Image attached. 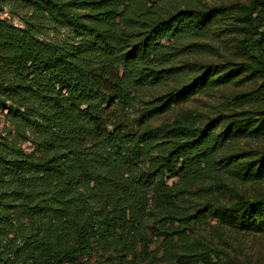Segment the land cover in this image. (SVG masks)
I'll return each instance as SVG.
<instances>
[{
	"label": "trees",
	"instance_id": "16d2710c",
	"mask_svg": "<svg viewBox=\"0 0 264 264\" xmlns=\"http://www.w3.org/2000/svg\"><path fill=\"white\" fill-rule=\"evenodd\" d=\"M59 1L31 0L56 17L63 15ZM130 1L105 0L110 8L105 23L114 25L115 10ZM225 9L213 7L199 16L180 11L150 27L123 56L116 54L115 45L102 31L89 29L82 43L67 50L0 20V68L8 63L14 71L12 76L0 75V107L6 106L18 117V130L21 125L32 130L36 143L28 154L18 150L10 159L0 156V264H58L89 251L93 242L103 251L128 253L145 244L141 230L146 193L157 172L139 167L143 152L136 135L129 133L128 109L145 88L175 70L156 67L172 61L180 51L179 41L202 31L201 21ZM263 11L264 0H253L246 14L254 33L240 44L255 59L254 69L264 71ZM198 88L193 83L149 102L159 105L143 111L141 123ZM259 120L253 128L258 121L241 116L229 122L218 138L223 142L245 132L254 134L264 128V117ZM217 124L211 121L212 127ZM209 128L176 146L169 165L172 176L177 175L179 160L183 169L199 167L205 158L200 148L207 143L204 134ZM256 176H264V165ZM215 211L242 230L257 222L264 224L262 200L240 199Z\"/></svg>",
	"mask_w": 264,
	"mask_h": 264
},
{
	"label": "rangeland",
	"instance_id": "374dc122",
	"mask_svg": "<svg viewBox=\"0 0 264 264\" xmlns=\"http://www.w3.org/2000/svg\"><path fill=\"white\" fill-rule=\"evenodd\" d=\"M96 1L101 2L86 4ZM252 1L131 0L130 5L122 4L115 10L112 26L105 23L110 16L105 0H60V17L45 10L40 2L0 1V20L30 30L40 41L68 50L94 29L102 31L115 45L116 54L122 56L150 27L180 11L199 16L213 7H227L201 21L202 31L179 41L180 51L172 61L156 67L175 70L162 82L145 88L128 109L132 124L129 133L136 135L135 142L143 152L139 167L157 172L146 193L148 205L141 230L145 244L139 243L128 253L103 251L93 242L89 251L58 264H264V224L257 222L251 229L242 230L215 211L240 199L264 201V176H256L258 167L264 165V128L223 142L218 138L229 122L241 116L258 121L253 128L264 117V71L254 69L255 59L240 44L254 33L246 14ZM97 5L101 8L94 9ZM13 74L8 63L0 68L1 76ZM193 83L199 88L185 100L141 123L143 111L159 105L149 102L176 94ZM5 107H0V156L7 160L18 150L32 152L36 143L34 132L23 125L18 130L20 120ZM212 120L218 122L214 127ZM207 126L211 128L204 134L207 143L200 150L205 158L199 167L183 169L179 160L177 175L172 176L169 165L175 155L171 153Z\"/></svg>",
	"mask_w": 264,
	"mask_h": 264
}]
</instances>
